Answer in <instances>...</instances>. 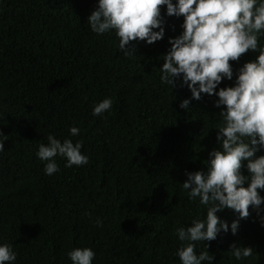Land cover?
Segmentation results:
<instances>
[{
	"label": "trees",
	"instance_id": "16d2710c",
	"mask_svg": "<svg viewBox=\"0 0 264 264\" xmlns=\"http://www.w3.org/2000/svg\"><path fill=\"white\" fill-rule=\"evenodd\" d=\"M95 6L96 0H0V133L6 135L0 243L12 244L15 264H72L67 253L83 247L96 253L92 264H180L175 230L204 215L180 183L185 170L205 167L220 123L211 113L218 109L206 95L180 109L190 92L160 82V56L168 37L181 31L182 17H167L161 41L141 42L136 55L125 57L114 31L91 32L87 17ZM261 46L264 33L256 52L230 61L234 70ZM104 98L112 107L94 117L93 105ZM72 126L78 136L69 135ZM48 133L82 141L89 162L65 167L57 156L60 171L45 175L46 162L35 153ZM220 215L229 225L235 218L231 210ZM232 242L253 247V256L230 258ZM196 244L197 253L206 250ZM208 251L212 264H264V227L250 215L235 236L222 232Z\"/></svg>",
	"mask_w": 264,
	"mask_h": 264
},
{
	"label": "clouds",
	"instance_id": "9594fccd",
	"mask_svg": "<svg viewBox=\"0 0 264 264\" xmlns=\"http://www.w3.org/2000/svg\"><path fill=\"white\" fill-rule=\"evenodd\" d=\"M167 17H182V23L179 34L168 37L169 47L160 56V82L172 92L177 82L187 88L190 96L178 105L185 111L195 107L192 101H201L205 95L212 98L218 111L211 114L220 118L213 129L216 144L207 153L205 167L185 170L186 179L180 183L189 200L198 199L204 215L189 218L188 225L175 230L180 242L175 254L180 264H212L208 247L219 234L230 231L235 236L240 221L253 214L264 227V46L255 59L235 70L230 63L257 51L258 37L264 33V0H96L87 24L97 35L114 31L118 50L131 57L141 42L152 45L165 37ZM224 81L231 84L221 86ZM112 104L111 98H104L93 105L92 115L102 116ZM79 133L78 127L69 128L70 136ZM5 140L0 139V152ZM46 140L35 153L46 162L45 175L60 171L57 156L65 158V167L89 162L81 151L82 141H61L52 133ZM225 210L235 217L230 225L220 215ZM95 224L100 226L102 220L97 218ZM163 228L168 230V225ZM200 241L206 250L197 253ZM227 253L239 262L253 256L254 248L232 242ZM17 255L12 244L0 243V264H15ZM95 255L89 247L67 253L72 264H92Z\"/></svg>",
	"mask_w": 264,
	"mask_h": 264
}]
</instances>
